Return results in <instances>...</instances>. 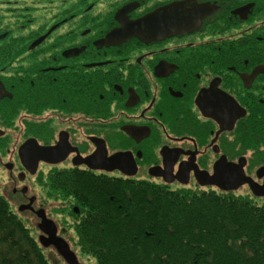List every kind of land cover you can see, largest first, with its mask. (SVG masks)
<instances>
[{"label": "flooded vegetation", "instance_id": "flooded-vegetation-1", "mask_svg": "<svg viewBox=\"0 0 264 264\" xmlns=\"http://www.w3.org/2000/svg\"><path fill=\"white\" fill-rule=\"evenodd\" d=\"M174 1L0 0V196L38 236L39 210L79 214L74 172L264 203V0H189L192 31L110 36L122 8Z\"/></svg>", "mask_w": 264, "mask_h": 264}, {"label": "trees", "instance_id": "trees-1", "mask_svg": "<svg viewBox=\"0 0 264 264\" xmlns=\"http://www.w3.org/2000/svg\"><path fill=\"white\" fill-rule=\"evenodd\" d=\"M72 179L59 189L80 211L57 227L96 264H264V203L91 173ZM24 221L0 196V264H67Z\"/></svg>", "mask_w": 264, "mask_h": 264}, {"label": "water", "instance_id": "water-1", "mask_svg": "<svg viewBox=\"0 0 264 264\" xmlns=\"http://www.w3.org/2000/svg\"><path fill=\"white\" fill-rule=\"evenodd\" d=\"M188 2L189 0L174 1L147 12L134 20L126 19V12L132 8V6H126L118 12V16L121 17V27L117 29V32H112L110 36L117 34L125 38L138 36L145 40H152L162 38L166 35L192 31L199 26L201 16H197L193 6L187 7ZM113 159L115 157L110 158V160ZM90 160L91 158L85 161L89 163ZM247 181L249 179L240 181L239 183L241 184ZM240 184L223 188L236 189ZM250 188L255 195H264V184L257 186L254 183H250ZM37 216L40 219L38 226L43 232V234L38 236V241L41 246L55 249L67 264H80L67 241L56 235L57 225L52 220L47 219L42 210L37 212Z\"/></svg>", "mask_w": 264, "mask_h": 264}, {"label": "rangeland", "instance_id": "rangeland-1", "mask_svg": "<svg viewBox=\"0 0 264 264\" xmlns=\"http://www.w3.org/2000/svg\"><path fill=\"white\" fill-rule=\"evenodd\" d=\"M235 195H239L238 193L237 194H235ZM19 217H21V218H23L25 221V223H27L28 224V226H29V228H31L30 230H31V234L35 237V236H37L39 233H38V230H37V227H36V220L35 219H33V218H30L29 216H27V215H22V216H19ZM73 217L72 216H70V217H62V218H60V219H58L59 221H60V223H61V225L62 224H65V226H67V227H70V225L72 224V222H73V219H72ZM58 220H57V222H58ZM35 228H34V227ZM69 231H71V230H69ZM59 232H60V236L61 235H64L65 236V234H62V232H61V230H59ZM59 234V233H58ZM38 238V237H37ZM72 244V243H71ZM70 247V246H69ZM72 247L74 248V244H72ZM49 249H51V248H49ZM48 248H47V250H45L46 252H48V253H50L51 255H52V258H54L55 256H56V254L54 253V251L51 249V250H49ZM76 250V257H77V259H78V261L80 262V264H96V262H95V260L93 259V258H91V257H88V256H86V255H83V254H81L80 252H79V249L77 248V247H75V249H74V251ZM45 252V253H46ZM57 263L58 264H64L63 263V261L62 260H60V259H58V261H57Z\"/></svg>", "mask_w": 264, "mask_h": 264}, {"label": "bare ground", "instance_id": "bare-ground-1", "mask_svg": "<svg viewBox=\"0 0 264 264\" xmlns=\"http://www.w3.org/2000/svg\"><path fill=\"white\" fill-rule=\"evenodd\" d=\"M57 225V224H56Z\"/></svg>", "mask_w": 264, "mask_h": 264}]
</instances>
